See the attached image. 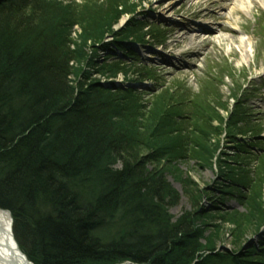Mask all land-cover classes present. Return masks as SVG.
Segmentation results:
<instances>
[{
	"label": "trees",
	"instance_id": "obj_1",
	"mask_svg": "<svg viewBox=\"0 0 264 264\" xmlns=\"http://www.w3.org/2000/svg\"><path fill=\"white\" fill-rule=\"evenodd\" d=\"M127 1L0 0V207L11 213L19 249L34 264H264L262 240L242 250L237 234L221 251L216 238L204 236L197 226L203 189L194 183H182L190 211L176 220L169 211L179 195L166 167L207 150L201 140L211 131L202 127L214 118L212 102L178 84L158 85L142 102L144 93L92 76L123 69L112 52L135 56L126 47L130 37L145 46L148 36L162 35L154 27L143 33ZM118 7L131 22L113 31ZM76 24L79 42L70 34ZM106 34L120 39L108 43ZM99 56L110 64H97ZM91 64L95 71L87 72ZM241 122H231L229 135ZM231 178L241 189L253 187ZM238 196L242 204L246 197ZM242 220H231L240 232Z\"/></svg>",
	"mask_w": 264,
	"mask_h": 264
},
{
	"label": "rangeland",
	"instance_id": "obj_2",
	"mask_svg": "<svg viewBox=\"0 0 264 264\" xmlns=\"http://www.w3.org/2000/svg\"><path fill=\"white\" fill-rule=\"evenodd\" d=\"M197 3H200L199 7ZM124 9L136 10L132 16L139 25L146 26L143 33L146 29L150 32L148 27L152 26L159 29L162 35L154 40L148 36L150 43L144 47L130 37L125 42L127 50L136 51L135 58L140 63L129 62L124 54L113 49L112 53H116L113 61L125 65L123 69L115 76H92L102 83L110 82L144 93L142 102L152 98L145 93H151L149 90H154L158 85H187L190 94L207 98L212 102L209 106L214 107L210 126L202 127L205 133L212 132L201 140L207 150L199 147L194 157L186 155L183 160L171 162L166 167L165 179L179 195L177 204L169 209L173 220L191 209L192 200L182 188L186 179L188 184L192 182L200 191L203 189L200 206L204 214L197 221V226L204 231L205 237L216 238L217 250L232 247V237L237 234L241 237L242 250L250 245L257 246L261 240L264 242V227L257 230L259 225L264 224V38L260 34L261 27L257 26L259 21L264 26V0H192L189 3L186 0H128ZM118 10L121 14L111 24L113 31L127 21L131 22V15L123 13L120 7ZM200 10L202 13L198 14ZM194 24L201 29L197 27L192 31L190 26ZM222 26L228 30H223ZM70 34L73 42H79L81 29L78 24L72 27ZM115 39L119 40L120 37L114 38L110 34L104 37L108 43ZM74 47V44L71 45V49ZM92 50L88 48L87 54ZM188 50L191 52L186 53ZM145 52L154 53L156 58H146L144 61ZM96 61L97 64L108 63L101 56ZM131 63L133 66H128ZM145 69L151 75L155 73L158 81L145 80ZM89 71H95V65L91 64L87 68ZM141 71L142 76L139 74ZM240 90L245 92L241 93ZM232 110L235 115L229 119ZM188 111H193V106H189ZM236 119L243 122L239 123V128H234L235 135H229L233 131L231 122ZM234 143L243 144L244 150L236 149ZM216 147L218 149L214 152ZM199 154L201 160L196 157ZM223 160L227 166L221 168ZM237 163H242V167ZM222 169L227 172V179L223 177L226 173L221 175ZM231 177L245 184L252 180L253 187L241 189L238 183L229 181ZM241 194L246 197L245 200L241 199L242 204L236 200ZM248 213H253L249 223L245 216ZM234 219H244V224L240 222L241 232L231 221ZM201 242L203 245L206 243L205 239H201Z\"/></svg>",
	"mask_w": 264,
	"mask_h": 264
},
{
	"label": "bare ground",
	"instance_id": "obj_3",
	"mask_svg": "<svg viewBox=\"0 0 264 264\" xmlns=\"http://www.w3.org/2000/svg\"><path fill=\"white\" fill-rule=\"evenodd\" d=\"M187 3L192 2V0H186ZM198 7L200 6V3L198 4ZM202 10L198 11V14H201ZM198 26L192 25L190 26V29L194 31ZM198 28L201 29L199 26ZM223 30H228L227 27L222 26ZM191 50L186 51V53H190ZM193 54V53H192ZM10 219H8V216L5 212L0 213V264H26L25 261L22 260V257L18 253L12 254L6 249L8 237L10 236Z\"/></svg>",
	"mask_w": 264,
	"mask_h": 264
},
{
	"label": "water",
	"instance_id": "obj_4",
	"mask_svg": "<svg viewBox=\"0 0 264 264\" xmlns=\"http://www.w3.org/2000/svg\"><path fill=\"white\" fill-rule=\"evenodd\" d=\"M1 212H5L7 214V216H8V219H10V225H9L10 236L8 237V241H7L8 243H7L6 249L11 254H12V252L15 253V254L18 253L22 257V260L25 261L26 264H31V262L28 261L25 253L19 249L18 243H17V241L14 238L13 229H12L13 219L11 218L10 212L8 210L0 207V213Z\"/></svg>",
	"mask_w": 264,
	"mask_h": 264
}]
</instances>
